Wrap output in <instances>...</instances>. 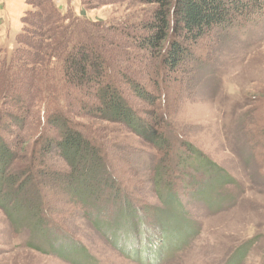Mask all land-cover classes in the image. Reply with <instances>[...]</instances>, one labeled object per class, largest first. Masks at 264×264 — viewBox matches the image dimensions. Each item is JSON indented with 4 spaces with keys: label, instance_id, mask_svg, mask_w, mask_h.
I'll return each mask as SVG.
<instances>
[{
    "label": "trees",
    "instance_id": "16d2710c",
    "mask_svg": "<svg viewBox=\"0 0 264 264\" xmlns=\"http://www.w3.org/2000/svg\"><path fill=\"white\" fill-rule=\"evenodd\" d=\"M132 1L140 13L131 19L105 26L85 20L91 25L88 29L72 17L73 26L64 25L68 13L61 15L53 0H29L37 10L25 12L26 26L15 36L18 46L8 57H0V207L8 215L15 211L10 203L28 208L32 196L38 198L40 187L50 183L66 192L65 202L72 201L70 215L80 210L110 240L115 225L121 238L129 240L149 213L154 214L153 221L160 218L154 205L151 208L149 201L137 199V193L118 179L125 178L110 169L114 155L109 158L102 149L110 146L113 152L116 144L101 132L102 122L118 124L155 147L158 155L148 167L147 179L157 196L159 189L165 192L163 204L176 201L178 193L200 199L206 189L219 191L227 182L223 169L190 143L177 141L175 146L174 136H169L175 130L165 116V103L174 96L168 86H179L181 79L199 68L207 55L200 49L204 42L218 43L215 38L220 32L260 19L264 0ZM262 120L260 116L247 132V140L255 145L264 139ZM121 148L131 149L129 144ZM135 168L126 172L128 177ZM31 183L33 190L28 193L26 185ZM50 197L38 199L33 222L38 236H47L48 208L54 204ZM104 209L120 214L122 223L115 224L111 217L101 221ZM102 224L113 226V232ZM63 241L68 251L62 258L82 264L85 253L78 252L79 241ZM48 245L41 250L51 252L54 246ZM245 254L243 247L223 264H241Z\"/></svg>",
    "mask_w": 264,
    "mask_h": 264
},
{
    "label": "rangeland",
    "instance_id": "374dc122",
    "mask_svg": "<svg viewBox=\"0 0 264 264\" xmlns=\"http://www.w3.org/2000/svg\"><path fill=\"white\" fill-rule=\"evenodd\" d=\"M53 1L60 5L61 15L68 13L64 25L72 17L88 29L91 25L85 20L105 26L140 13L132 0ZM0 2L4 3L3 7L0 5V26L9 18L12 29L6 37L0 34V41H5L0 42V57H8L18 46L15 36L26 26L22 20L25 12L37 8L29 0ZM244 23L240 29L218 32V43H203L200 49L207 52L205 59L180 80L179 86H168L174 96L170 106L165 103V116L175 130L174 135H169L174 136L175 146L177 141L190 143L227 174V182L219 191L206 189L200 199L178 193L176 201L169 199L163 204L165 192L159 189L160 197L157 196L154 184L147 179L148 167L158 155L155 147L118 124L102 122L99 125L105 130L101 132L116 144L113 152L110 146L102 149L107 157L114 155L109 160L110 169L126 179L118 178L137 193V199L149 201L151 208L154 205L160 218L153 221L154 214L149 213L147 220L140 221L138 234L131 230L129 240L121 238L119 226L115 225L116 233L110 240L90 225L91 217L89 220L80 210L70 215L69 209L74 205L72 201L65 202L66 192L44 183L39 186V197L50 194L54 201L48 208L51 222L47 224V236L33 233L39 197L33 195V204L28 201V208L10 203L15 208L11 216L0 207V264H72L62 258L68 251V244L63 241L67 238L79 241L78 252L85 253L80 259L82 264H223L232 253L240 249L242 252L243 247L246 254L241 264H264V139L260 140L261 145L247 140V132L260 116L264 123V14ZM261 109L262 113L257 114ZM95 139L100 147L104 145L98 136ZM121 144H129L131 149L124 150ZM133 166L138 168L128 177L126 172ZM32 186L33 183L26 185L28 193ZM106 217L114 218L115 224L122 223L120 214L104 209L99 219ZM102 226L113 232V226ZM57 230L60 236L56 235ZM157 235L160 239L155 238ZM48 244L54 247L51 252H44Z\"/></svg>",
    "mask_w": 264,
    "mask_h": 264
},
{
    "label": "crops",
    "instance_id": "0c3cea01",
    "mask_svg": "<svg viewBox=\"0 0 264 264\" xmlns=\"http://www.w3.org/2000/svg\"><path fill=\"white\" fill-rule=\"evenodd\" d=\"M8 2V3H10V1L11 0H5V2ZM56 3V6L57 7H60V5L57 3V2H55ZM0 5H2V7H3V5H4V3H2V2H0ZM6 7V6H5ZM22 9V8H21ZM9 18H8V20L6 19L5 21H1V29H0V34H2V33H4V37H6L7 35H10V34H12L11 33V31H12V29L10 28V26H9ZM1 42V41H0ZM5 42V41H4ZM4 42H1V43H4Z\"/></svg>",
    "mask_w": 264,
    "mask_h": 264
}]
</instances>
